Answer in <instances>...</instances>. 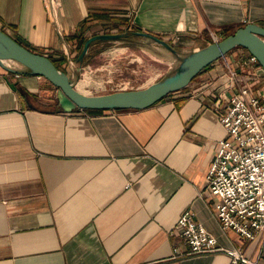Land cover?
Segmentation results:
<instances>
[{
  "label": "crops",
  "instance_id": "obj_1",
  "mask_svg": "<svg viewBox=\"0 0 264 264\" xmlns=\"http://www.w3.org/2000/svg\"><path fill=\"white\" fill-rule=\"evenodd\" d=\"M246 22L264 25V0H57L52 20L43 0H0V29L94 94L161 78L179 56ZM116 30L125 34L93 41L75 62L73 35ZM247 54L229 49L142 108L68 112L56 110L47 79L15 61L0 66V264H228L222 251L171 257L185 247L174 226L186 209L217 244L264 264L257 239L220 227L204 185L224 135L219 108L258 78Z\"/></svg>",
  "mask_w": 264,
  "mask_h": 264
},
{
  "label": "built area",
  "instance_id": "obj_2",
  "mask_svg": "<svg viewBox=\"0 0 264 264\" xmlns=\"http://www.w3.org/2000/svg\"><path fill=\"white\" fill-rule=\"evenodd\" d=\"M56 4L57 0H43L51 20ZM247 57L259 72L258 78L238 83L219 108L224 135L217 141L204 185L215 197L213 213L220 227L230 228L246 239H257L264 250V69L251 54ZM174 227L185 247L174 245L171 257L222 251L228 256V264H256L240 247L217 244L190 210L178 215Z\"/></svg>",
  "mask_w": 264,
  "mask_h": 264
},
{
  "label": "water",
  "instance_id": "obj_3",
  "mask_svg": "<svg viewBox=\"0 0 264 264\" xmlns=\"http://www.w3.org/2000/svg\"><path fill=\"white\" fill-rule=\"evenodd\" d=\"M165 47L173 50L163 39L141 31ZM124 32H103L87 36L75 57L80 63L87 48L95 40H112L123 36ZM240 46L251 54L264 69V25L246 22L231 33L178 57L176 65L166 75L145 86L118 89L103 93H84L75 88V81L64 70L57 68L44 54L34 52L18 43L13 37L0 29V66L11 69L7 61L22 65L26 72L47 79L56 87L57 111L68 112L75 108H142L161 99L166 94L181 89L206 65L229 49ZM77 70L79 65H77Z\"/></svg>",
  "mask_w": 264,
  "mask_h": 264
},
{
  "label": "rangeland",
  "instance_id": "obj_4",
  "mask_svg": "<svg viewBox=\"0 0 264 264\" xmlns=\"http://www.w3.org/2000/svg\"><path fill=\"white\" fill-rule=\"evenodd\" d=\"M220 38V35H218L214 40H217ZM124 44V42H122ZM113 45V42H105L104 44H102V46H112ZM96 54V52L94 53ZM96 57V56H95ZM93 57V58H95ZM75 80H77L78 78H82V79H78L76 81V87H77V90L81 91V92H86V88H84V85L86 84L85 80L83 79L82 76H80L79 74H75L74 77H72ZM87 79V78H86ZM88 80V79H87ZM152 79L151 78H142L141 80H138L137 81V84L133 85V87L131 88H138V87H142V86H145L146 84L152 82L151 81ZM115 84V83H114ZM136 86V87H135ZM128 86L127 85H124V84H121L119 85L117 88H121V89H124V88H127ZM101 91L103 92H108V91H104V90H100V93ZM91 94H94V93H91Z\"/></svg>",
  "mask_w": 264,
  "mask_h": 264
},
{
  "label": "trees",
  "instance_id": "obj_5",
  "mask_svg": "<svg viewBox=\"0 0 264 264\" xmlns=\"http://www.w3.org/2000/svg\"><path fill=\"white\" fill-rule=\"evenodd\" d=\"M244 23H242V24H240L239 26H242ZM238 27V26H237ZM126 29H128V27L126 26L125 27ZM130 28V27H129ZM2 30V29H1ZM234 29H231V28H229V27H226V28H223L222 29V31H220V38H222V37H224L225 35H227V34H229V33H231L232 31H233ZM5 32V31H4ZM115 32H121V31H118V30H116ZM87 36H89V35H87ZM87 36H76V35H73V37L76 39V48H77V50L79 51L80 50V48H81V46H82V43H83V40L87 37ZM15 39V38H14ZM16 40V39H15ZM18 43H20L18 40H16ZM211 41V40H210ZM21 44V43H20ZM23 45V44H22ZM27 48V47H26ZM78 51H77V53H78ZM76 53V54H77ZM47 56V55H46ZM51 61H52V63L57 67V68H59V66H58V64H57V62L54 60V59H52L51 57H49V56H47ZM75 57H76V55H75ZM60 69V68H59ZM62 70V69H61ZM185 87V86H184ZM184 87H182V88H184ZM181 88V89H182Z\"/></svg>",
  "mask_w": 264,
  "mask_h": 264
},
{
  "label": "bare ground",
  "instance_id": "obj_6",
  "mask_svg": "<svg viewBox=\"0 0 264 264\" xmlns=\"http://www.w3.org/2000/svg\"><path fill=\"white\" fill-rule=\"evenodd\" d=\"M75 88H76V82H75ZM77 89V88H76ZM79 91V90H78Z\"/></svg>",
  "mask_w": 264,
  "mask_h": 264
}]
</instances>
